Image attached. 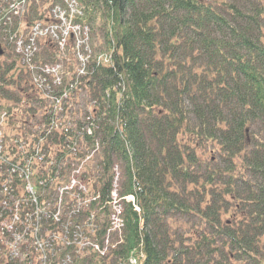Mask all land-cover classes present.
Masks as SVG:
<instances>
[{"label": "trees", "instance_id": "16d2710c", "mask_svg": "<svg viewBox=\"0 0 264 264\" xmlns=\"http://www.w3.org/2000/svg\"><path fill=\"white\" fill-rule=\"evenodd\" d=\"M9 1L0 0L1 23ZM62 1L25 0V25L47 21ZM77 2L76 20L89 26L91 49L100 52L92 50L76 78L88 104L75 120L92 122V134L75 159L97 139L96 168H85L92 192L109 200L117 164L119 196L132 195L139 207L124 201L122 242L94 264H114L137 247L138 264H264V0ZM20 20L6 27L23 32ZM5 43L0 38V50ZM59 53L47 39L37 59L58 62ZM3 55L0 106L9 131L46 122L18 55ZM66 74L62 88L76 71ZM70 136L52 131L41 147L70 163ZM6 152L19 160L14 144ZM0 264L15 262L3 255Z\"/></svg>", "mask_w": 264, "mask_h": 264}, {"label": "built area", "instance_id": "2783aa9c", "mask_svg": "<svg viewBox=\"0 0 264 264\" xmlns=\"http://www.w3.org/2000/svg\"><path fill=\"white\" fill-rule=\"evenodd\" d=\"M23 7L24 4L15 2L9 4L8 13L0 22V34L7 36L31 83L53 107L46 112V122L30 126V134L29 129L10 132L8 112L0 106V256H7L15 264H86L92 257H107L122 242L124 201L130 202L137 212L139 207L132 195L119 196L117 164L112 166L108 201L103 202L98 192L89 189L85 168L98 150L97 139L91 150L75 159L85 142L84 135L92 134V122L79 125L76 117L70 115L71 109L67 111L64 106L65 101H72L76 78L85 73L93 57L89 26L76 20L82 14L79 3L77 0L55 3L47 21H35L26 31L12 32L6 26ZM47 39L59 52L71 41L76 75L66 88H62L60 63L37 59ZM105 57L100 54L97 60H106ZM58 130L75 135L65 138V148L73 156L70 163L66 154L57 161V153L47 155L41 147L45 136ZM10 144H14L20 156L16 163L8 161L12 154L6 148ZM58 152H63L62 148ZM5 153L9 156L4 157ZM142 256L137 247L114 264H137Z\"/></svg>", "mask_w": 264, "mask_h": 264}, {"label": "rangeland", "instance_id": "374dc122", "mask_svg": "<svg viewBox=\"0 0 264 264\" xmlns=\"http://www.w3.org/2000/svg\"><path fill=\"white\" fill-rule=\"evenodd\" d=\"M9 2L10 3L15 2V4H21V6L24 4V7L22 9H18L19 15L18 16L15 15V16H17L16 18L21 19L20 22L22 24V28L24 29V31H26L28 26L25 25L24 20L22 19V17H23L22 14H24V10H25V3H24L25 0H10ZM89 35H90V30H89ZM0 38L4 42H7L2 46V50H1V54H0V60L1 59L3 60L4 59V55H3L4 50L6 52L11 50V49L14 50V47H13L12 43L9 41V39L7 38V36L1 34ZM5 38H7L8 41ZM92 50H93V52H95L94 49H92ZM99 52L100 51L97 50L95 53H99ZM58 62L61 65L62 75H65V73H67L66 75H70L71 77H74L72 75L74 74V70H75V59L73 57V51H72L71 45H68L67 49H65L64 51H61L59 53ZM63 77H65V76H63ZM74 90H75V94L72 93L74 95V96H72V99H71L72 101L71 102L68 100L65 101L64 106L66 105L65 109L67 111H69L71 109V113H70L71 116L77 117L78 112H80V111L82 112V111L86 110V107L88 104V98H87L86 92L84 90H82L80 88L74 89ZM42 99H43L42 104L44 105V107L42 109L45 110V108H46L47 112H48L50 107H53V103L50 100L48 101V98L46 96H42ZM45 104H47L48 106H45ZM57 112H59V111H57ZM45 114H46V111H45ZM42 120H43V118L40 119V121H42ZM32 123H34V121L31 122V124ZM208 155L214 157V153L212 154V153L208 152ZM94 157H95V155H93V157H91L90 160H88V162L86 163V165L87 164L89 165L91 171H93L96 168L94 165V160H93ZM120 170L121 169L119 167V171ZM119 173L121 174V172H119ZM90 188L91 187H89V189Z\"/></svg>", "mask_w": 264, "mask_h": 264}, {"label": "bare ground", "instance_id": "6f19581e", "mask_svg": "<svg viewBox=\"0 0 264 264\" xmlns=\"http://www.w3.org/2000/svg\"><path fill=\"white\" fill-rule=\"evenodd\" d=\"M86 66H87V68H89V67H90V62H89V63H87V65H86Z\"/></svg>", "mask_w": 264, "mask_h": 264}, {"label": "water", "instance_id": "95a60500", "mask_svg": "<svg viewBox=\"0 0 264 264\" xmlns=\"http://www.w3.org/2000/svg\"><path fill=\"white\" fill-rule=\"evenodd\" d=\"M0 54H1V50H0Z\"/></svg>", "mask_w": 264, "mask_h": 264}]
</instances>
